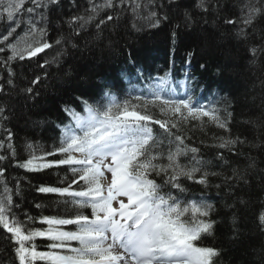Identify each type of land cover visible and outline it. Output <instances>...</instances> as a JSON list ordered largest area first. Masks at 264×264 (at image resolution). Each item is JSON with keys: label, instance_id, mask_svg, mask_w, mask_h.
I'll return each mask as SVG.
<instances>
[{"label": "trees", "instance_id": "1", "mask_svg": "<svg viewBox=\"0 0 264 264\" xmlns=\"http://www.w3.org/2000/svg\"><path fill=\"white\" fill-rule=\"evenodd\" d=\"M242 2L206 0L205 10L197 7L199 0H153L149 8L157 12L159 24L152 26L155 21L143 18L147 9L134 14L126 0L116 11L106 13L116 18L99 29L96 23L105 13L73 32L66 21L84 15L89 0H58L46 11L44 39L52 45L50 49L8 65L4 61L11 50L0 52V107L4 108L0 115V141L4 144L0 156L8 157L0 161V168L5 169L0 190L5 180L9 188L15 189L18 184L19 192L13 197L19 206L13 209L16 216L23 221L27 214L37 221L31 226L46 227L38 222L43 216L74 214L58 194L37 191L40 186L66 187L74 178L69 166L54 164L39 171L17 166L30 158L29 144L35 146L36 156L44 158L41 163L63 158L45 154L59 145L61 129L68 123L65 105L79 111L78 97L91 102L105 91L121 99L129 94L147 95L152 82L168 73L170 82L180 83L175 94L180 91L183 98L191 95L197 106L218 107L222 118L227 114L224 109L232 114L229 132L207 122V118L203 127L196 121L182 126L189 137L187 143L199 147L200 155L211 162L209 170L221 173L209 178L208 187L183 181L196 198L203 196L214 206L210 219L215 224L202 245L220 250L216 264H264V228L259 222L264 213V55L253 63L249 51L264 45V16L247 29V39L238 38L236 29L223 20L238 17ZM6 29L7 22L0 21V36ZM25 31L21 25L10 42L23 38ZM57 40L61 42L57 44ZM37 77L39 82L33 84ZM9 78L11 85L7 83ZM29 87L33 93L24 91ZM153 128L159 133V126ZM218 137H239L245 143L229 152L212 147ZM9 143L15 149L14 158ZM219 152H223L224 160L218 158ZM233 169H238L242 178L233 176ZM225 177L231 179L226 181ZM72 187L77 189V185ZM68 230L74 229L69 226ZM35 243L39 250H46L49 242L37 238ZM14 247L9 234L0 228V264H19Z\"/></svg>", "mask_w": 264, "mask_h": 264}, {"label": "snow or ice", "instance_id": "2", "mask_svg": "<svg viewBox=\"0 0 264 264\" xmlns=\"http://www.w3.org/2000/svg\"><path fill=\"white\" fill-rule=\"evenodd\" d=\"M57 3L58 0H0V21L7 22L6 34L0 36V43L4 44L0 52L11 50L5 65L16 59L37 57L52 47L44 39L46 11ZM125 3L126 0H89L85 14L72 16L66 23L76 32L105 13L96 23L99 29L116 18L106 13ZM127 3L132 5L134 14L147 9L143 18L150 23L155 21L152 26L159 24L157 12L149 8L153 0ZM205 3L206 0H199L197 7L205 9ZM27 4L31 6L26 7ZM239 10L238 17L225 18L223 23L234 27L238 38L247 39V29L264 16V0H243ZM21 25L26 28L24 37L10 42ZM249 51L255 63L264 55V45L253 46ZM12 74L9 68V76ZM7 83L11 85L12 80L9 78ZM24 91L34 90L29 87ZM77 101L79 111L72 105L63 107L68 123L61 129L59 145L45 154H59L63 158L41 163L44 158L36 156L35 146L29 144L30 158L17 164L28 171L51 168L54 164L69 166L74 178L66 187L40 186L37 191L58 194L74 214L43 216L38 222L46 227H33L37 222L33 217L25 214L21 221L13 211L19 207L13 199L19 192L18 184L13 189L6 180L2 182L0 228L15 245L19 264H216L220 250L201 243L212 233L215 221L210 216L214 206L203 196L196 198L183 181L208 187L209 178L221 173L209 170L211 162L200 155L199 147L187 143L189 137L182 126L196 121L203 127L207 118V122L229 132L231 112L224 109L227 114L222 118L218 107L197 106L191 95L177 98L168 73L149 86L147 95L129 94L121 99L105 91L97 100L90 102L78 97ZM3 113L4 108L0 107V115ZM153 125L159 126V133ZM11 138L9 131L8 139ZM216 139L218 143L212 147L229 152H235L237 144L245 143L239 137ZM3 146L0 141V148ZM8 148L14 158L11 143ZM7 158L0 156V161ZM218 158L224 160L223 152L218 153ZM4 173L5 169L0 168V177ZM233 176L242 178L238 169H233ZM229 179L225 177L226 181ZM72 185H77L78 190ZM259 222L264 228V213ZM69 226L74 230H68ZM37 238L49 242L46 250H39Z\"/></svg>", "mask_w": 264, "mask_h": 264}]
</instances>
